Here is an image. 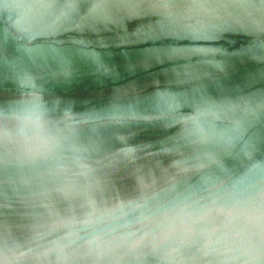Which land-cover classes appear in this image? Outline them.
Segmentation results:
<instances>
[{"label": "water", "instance_id": "1", "mask_svg": "<svg viewBox=\"0 0 264 264\" xmlns=\"http://www.w3.org/2000/svg\"><path fill=\"white\" fill-rule=\"evenodd\" d=\"M0 264H264V0H0Z\"/></svg>", "mask_w": 264, "mask_h": 264}]
</instances>
